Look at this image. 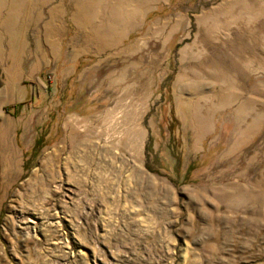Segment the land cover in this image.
<instances>
[{
    "label": "rangeland",
    "instance_id": "1",
    "mask_svg": "<svg viewBox=\"0 0 264 264\" xmlns=\"http://www.w3.org/2000/svg\"><path fill=\"white\" fill-rule=\"evenodd\" d=\"M0 264H264V0H0Z\"/></svg>",
    "mask_w": 264,
    "mask_h": 264
}]
</instances>
